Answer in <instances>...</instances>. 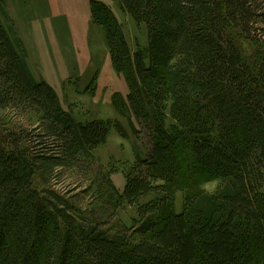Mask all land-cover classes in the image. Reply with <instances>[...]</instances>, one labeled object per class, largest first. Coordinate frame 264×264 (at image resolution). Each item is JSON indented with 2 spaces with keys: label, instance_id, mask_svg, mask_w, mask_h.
I'll use <instances>...</instances> for the list:
<instances>
[{
  "label": "trees",
  "instance_id": "trees-1",
  "mask_svg": "<svg viewBox=\"0 0 264 264\" xmlns=\"http://www.w3.org/2000/svg\"><path fill=\"white\" fill-rule=\"evenodd\" d=\"M115 1L148 47L133 53L113 11L91 2L129 87L113 105L152 145L123 169V192L112 186L134 211L121 230L48 185L56 166L90 160L113 122L77 120L36 78L0 0V264H264V0ZM211 180L215 193L186 192L177 211L179 191Z\"/></svg>",
  "mask_w": 264,
  "mask_h": 264
},
{
  "label": "rangeland",
  "instance_id": "rangeland-1",
  "mask_svg": "<svg viewBox=\"0 0 264 264\" xmlns=\"http://www.w3.org/2000/svg\"><path fill=\"white\" fill-rule=\"evenodd\" d=\"M92 1L102 2L113 11L133 53L148 47L145 25H137L115 0H7V17L2 21L8 33H16L26 46L36 78L56 89L66 110L82 122H113L106 144L98 147L90 160L56 166L48 185L104 227L121 230L132 225L134 211L124 203L117 204L112 186L123 192V169L135 162L137 151L147 155L152 145L147 128L135 121L139 131L135 134L127 119L115 111L113 97H126L129 87L113 67L104 27L92 19ZM243 46L253 52L249 43L243 42ZM22 115L9 110L7 121L25 125L27 117ZM116 121L125 128L124 134L115 127ZM35 129L37 126L32 125L31 130ZM220 184L211 180L179 191L175 208L181 210L186 192L215 193Z\"/></svg>",
  "mask_w": 264,
  "mask_h": 264
},
{
  "label": "crops",
  "instance_id": "crops-1",
  "mask_svg": "<svg viewBox=\"0 0 264 264\" xmlns=\"http://www.w3.org/2000/svg\"><path fill=\"white\" fill-rule=\"evenodd\" d=\"M5 1H7V0H5ZM28 63L30 65V67H31V64H30V61H29V54H28ZM31 70H32V68H31Z\"/></svg>",
  "mask_w": 264,
  "mask_h": 264
}]
</instances>
